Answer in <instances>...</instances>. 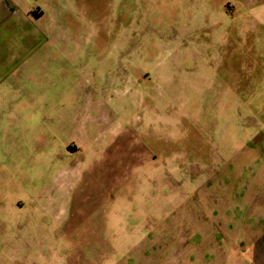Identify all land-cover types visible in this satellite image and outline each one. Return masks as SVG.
I'll return each mask as SVG.
<instances>
[{
  "label": "rangeland",
  "instance_id": "1",
  "mask_svg": "<svg viewBox=\"0 0 264 264\" xmlns=\"http://www.w3.org/2000/svg\"><path fill=\"white\" fill-rule=\"evenodd\" d=\"M20 3L48 13L54 88L32 90L53 102L23 103L0 145L4 264L238 249L264 193V0Z\"/></svg>",
  "mask_w": 264,
  "mask_h": 264
},
{
  "label": "crops",
  "instance_id": "2",
  "mask_svg": "<svg viewBox=\"0 0 264 264\" xmlns=\"http://www.w3.org/2000/svg\"><path fill=\"white\" fill-rule=\"evenodd\" d=\"M46 10L35 4H21L20 0H0V145H16L17 127L22 118V104L32 102H53L50 90L47 94H38L32 91L35 88L53 89V75L51 66L39 64L40 55H46L53 49L47 46L49 36L43 22L48 15ZM5 121L7 123L5 124ZM10 135L12 136L10 138ZM259 182L264 183L262 178ZM259 211L241 214L238 249L229 253L222 249L212 257L208 254L190 258V264H264V193L256 199ZM228 200L224 202L225 208ZM252 206V204L250 205ZM236 209V208H234ZM196 211V208L194 209ZM199 216L194 214L191 219L193 232L198 236ZM222 223L225 221L222 219ZM254 221L252 225L250 222ZM238 222V218H237ZM223 223V230L225 229ZM2 240H5L3 233ZM210 245V242H204ZM191 249L199 250L201 242H193ZM214 245L213 243L211 246ZM218 246V244H216ZM220 247L227 248L223 245ZM4 256H0V264H4ZM94 261V260H93ZM88 260L87 264H94ZM47 264H69V260L61 262L42 260ZM81 262V261H80ZM101 264V260H98ZM79 263V262H78Z\"/></svg>",
  "mask_w": 264,
  "mask_h": 264
}]
</instances>
